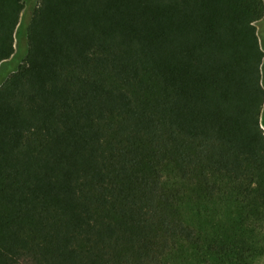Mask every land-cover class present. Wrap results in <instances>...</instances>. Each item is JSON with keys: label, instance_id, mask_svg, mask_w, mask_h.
<instances>
[{"label": "trees", "instance_id": "1", "mask_svg": "<svg viewBox=\"0 0 264 264\" xmlns=\"http://www.w3.org/2000/svg\"><path fill=\"white\" fill-rule=\"evenodd\" d=\"M25 1L0 0V264L263 259L264 0ZM187 198L235 220L207 235Z\"/></svg>", "mask_w": 264, "mask_h": 264}, {"label": "rangeland", "instance_id": "2", "mask_svg": "<svg viewBox=\"0 0 264 264\" xmlns=\"http://www.w3.org/2000/svg\"><path fill=\"white\" fill-rule=\"evenodd\" d=\"M39 0H26L25 1V12L36 4ZM257 34L259 37L260 44L264 51V15L263 17L255 23ZM20 44V38L16 39V49L18 50ZM13 62V60H12ZM12 62L8 61L0 67V82L9 73L7 69V64ZM261 125L264 129V114L261 117ZM165 184L170 186H179L184 192L187 189V184L175 179L174 173H166ZM185 207L183 208V214L186 220L193 221L195 225L201 227L207 235L209 233H221L223 232V227L231 224L235 220V216L230 213V209H227V202L223 198L211 200H202L187 198L184 200ZM257 264H264V258L260 259Z\"/></svg>", "mask_w": 264, "mask_h": 264}]
</instances>
